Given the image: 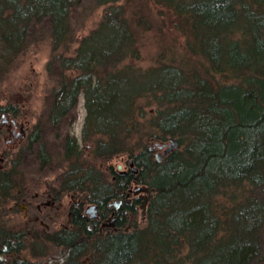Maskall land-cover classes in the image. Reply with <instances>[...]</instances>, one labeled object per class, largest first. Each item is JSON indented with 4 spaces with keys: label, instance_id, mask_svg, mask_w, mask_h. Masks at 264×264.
<instances>
[{
    "label": "trees",
    "instance_id": "obj_1",
    "mask_svg": "<svg viewBox=\"0 0 264 264\" xmlns=\"http://www.w3.org/2000/svg\"><path fill=\"white\" fill-rule=\"evenodd\" d=\"M79 1L0 0V81L30 39L45 37L47 68H58L48 122L66 119L82 93V140H93L99 159L128 153L137 168L102 175L80 162L65 132V178L102 209L132 183L147 185L150 197L142 223L129 221L136 198L124 205L122 228L102 235L84 230L76 207L75 234L57 242L71 246L75 264H264V0H125L124 9L93 0L104 6L100 19L75 39L69 16ZM147 31L162 55L143 68L130 60L139 58L136 34ZM173 36L181 51L172 55ZM31 132L44 165L45 146ZM170 138L177 146L161 161L143 144ZM9 172L22 179L17 167Z\"/></svg>",
    "mask_w": 264,
    "mask_h": 264
},
{
    "label": "rangeland",
    "instance_id": "obj_2",
    "mask_svg": "<svg viewBox=\"0 0 264 264\" xmlns=\"http://www.w3.org/2000/svg\"><path fill=\"white\" fill-rule=\"evenodd\" d=\"M113 3L120 4L123 9L127 7L125 0H115ZM103 7L104 6L96 4L93 0H80L79 3L71 9L69 25L75 39L87 34L95 27L103 12ZM42 29L43 33L46 34V25H44ZM152 32L153 31L138 32L135 36L139 58H133L130 61L136 66L145 68L157 62L160 55H162V52L157 48V44L152 40ZM35 38L36 39L32 38L29 40L30 42L27 44L25 50L11 64L6 73H4L0 81V106H16L18 111L16 114L17 119L27 123L29 132L37 130L40 140L45 146L44 153L47 155V161L46 164L42 165L37 156L38 151L33 150V147L30 145L32 149L29 154L27 152L22 154L20 151L17 152L16 150L9 149L6 162L18 165L15 167H17V170L20 172L22 180L32 184V190H36L39 187L55 188L58 190L59 180L68 168L64 159L61 138L62 134L69 132V134L75 136L78 141L81 151L80 162L84 163V165H93L92 167L98 169L102 175H107L110 167L114 170H128L129 165L127 160L130 157L128 153L115 154L108 160L99 159L94 154L93 140H82L81 128L85 117L84 96L82 93L78 95L76 105L66 119L57 126H53L48 122L47 113L52 98V90L57 87V83L54 81L55 74L53 73H56L58 68L55 64L53 65L52 62V69H50V71L48 70L47 64L51 61L50 45L45 37L40 39L35 36ZM173 38L170 37L168 39L169 42H172V55L181 51V39L175 36H173ZM74 43L72 45H74ZM140 103L144 105V110L149 112L148 114L153 113V104H146L144 101H140ZM146 130H149L147 125ZM149 142L145 141L143 144H149ZM139 148L140 147H138L136 143L133 152H137ZM157 152L158 151H156L155 154ZM118 166H120V168ZM135 186V183L131 184L132 190ZM138 186H142V184ZM148 194L149 192L140 190L133 195V199L137 198L141 202V200L144 201L147 196L149 199L150 194ZM68 197L69 195L63 200V204H67ZM115 199H111V201ZM147 201H145L142 206H140V202L135 204V214L132 217L129 216L130 222H143V216L145 214L144 209ZM132 203H134V200ZM83 205L86 206L88 204L84 203ZM65 217L66 213L56 220L54 226L59 227L60 222H65ZM5 220L10 225L24 227L23 218L19 212L7 216ZM128 225H130V223L126 225L127 228L129 227ZM51 247V252H54V246ZM83 260L84 258H82V261Z\"/></svg>",
    "mask_w": 264,
    "mask_h": 264
},
{
    "label": "flooded vegetation",
    "instance_id": "obj_3",
    "mask_svg": "<svg viewBox=\"0 0 264 264\" xmlns=\"http://www.w3.org/2000/svg\"><path fill=\"white\" fill-rule=\"evenodd\" d=\"M31 135L32 132L28 131L26 122L18 120L17 116L9 109H0V172L6 169L8 175L4 180H0V183L4 185L3 190L0 188V264H75V255L70 249L71 246L66 248L64 243H58L56 240L63 239L65 235L75 234L76 224L73 212L80 208L79 215L85 223L84 230L95 235H102L105 232L122 228L118 223L122 218V213H127L124 205L132 204L136 198L133 199L134 193L130 186L123 198H111L115 200L111 201L110 199L102 209L95 202L83 200L82 196L73 189L76 180L65 178V172L59 180L58 190L42 187L32 190V184L27 181L10 179L9 168L18 165L6 162L8 150L13 149L22 152V154L26 152L29 154L32 149L30 147ZM159 143L150 141L149 146L152 145V147L149 148L153 150L155 157V152L158 151L162 159L167 145L165 142L163 146L159 147ZM62 146L64 149L63 139ZM78 149L80 150L79 145ZM131 160L135 166L134 157L130 156L127 160L128 170L132 168ZM118 167L120 168V166ZM68 170H70L69 166ZM128 170L117 171L126 173ZM67 195H69L67 204H63ZM147 199L148 196L144 201L141 200L140 206ZM119 200H121L120 204H118ZM84 203L95 205L96 216L89 217V214L85 213L87 205L84 206ZM16 212L21 214L24 227H16L6 222L5 218ZM64 213H66L65 222H60V226L55 227L54 223ZM51 246H54V252H51ZM87 262L86 258L82 261L84 264Z\"/></svg>",
    "mask_w": 264,
    "mask_h": 264
},
{
    "label": "water",
    "instance_id": "obj_4",
    "mask_svg": "<svg viewBox=\"0 0 264 264\" xmlns=\"http://www.w3.org/2000/svg\"><path fill=\"white\" fill-rule=\"evenodd\" d=\"M165 143H162V144H159L158 146L159 147H161V146H163ZM155 145V144H154ZM166 148H165V150H164V153H166V152H168L172 147H176L177 146V142L174 140V139H169L168 140V143H166ZM149 147H152V145L151 146H149ZM161 154L159 153V152H157L156 153V160L157 161H160L161 160V156H160ZM130 164H131V170L133 171V172H136L137 171V168L135 167V166H133V162H132V160L130 161ZM140 190H143V191H145V192H149V187L148 186H146V185H142V186H138V185H136L135 186V188L132 190V192L135 194V193H137V192H139ZM146 198V197H145ZM121 203V200H119L118 201V204H120ZM85 213L86 214H89V217H94V216H96V209H95V205L94 204H89V205H87L86 206V208H85Z\"/></svg>",
    "mask_w": 264,
    "mask_h": 264
}]
</instances>
